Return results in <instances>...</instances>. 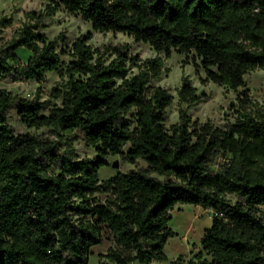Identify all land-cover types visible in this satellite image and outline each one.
Returning <instances> with one entry per match:
<instances>
[{
    "label": "trees",
    "instance_id": "obj_1",
    "mask_svg": "<svg viewBox=\"0 0 264 264\" xmlns=\"http://www.w3.org/2000/svg\"><path fill=\"white\" fill-rule=\"evenodd\" d=\"M46 1L0 45V81L41 83L48 72L60 78L45 100L39 89L29 99L0 88V264H88L104 231L116 246L107 261H164L177 204L214 212L200 240L210 260L198 252L193 264H264V114L244 89L233 121L192 120L188 108L205 98L182 74L176 94L186 107L167 124L173 97L151 84L176 52L203 70L202 84L243 87L247 72L264 70V0ZM60 9L156 55L142 60L127 45L93 48L90 33L50 40L41 22ZM10 23L0 18V34ZM10 109L25 127H49L54 138L15 134ZM73 132L94 147L93 157L77 155L66 137ZM115 155L146 167L100 180L98 169ZM219 157L225 160L214 168Z\"/></svg>",
    "mask_w": 264,
    "mask_h": 264
},
{
    "label": "rangeland",
    "instance_id": "obj_2",
    "mask_svg": "<svg viewBox=\"0 0 264 264\" xmlns=\"http://www.w3.org/2000/svg\"><path fill=\"white\" fill-rule=\"evenodd\" d=\"M46 0H0V18L8 17L11 23L2 28L0 34V45L8 42L14 35V32L26 20L25 12L34 11L36 13L44 12ZM40 30L46 34L48 39H55L62 34L68 42H72L77 37L87 33L91 34L88 40L93 48L102 50L104 46H124L129 47L131 55H138L142 60L152 58L156 55L154 50L146 43H136L132 37L124 33L98 32L92 29L89 22L84 21L80 16L70 14L63 9L56 11L53 15H46L41 22ZM18 55L25 60L28 52L20 49ZM164 58L163 54L160 55ZM65 62L68 57L61 56ZM184 55L172 52L170 57L164 58V67L169 71L163 72L159 79L153 80L152 85H160L170 92L172 95V103L166 109L167 124L173 123L178 119V109L180 106L186 107L185 104L180 105L176 94V89L181 83V76L185 74L192 81L196 88V93L203 94L205 100L195 106L188 108L187 112L192 120L200 122L209 121L215 126H222L229 121H233L237 115L236 96L242 90L247 89L255 108L264 114V70L254 69L244 75V86L236 91L228 89L225 86L216 85L212 82L202 84L200 78L204 77L202 69L196 70L190 63H183ZM132 73H136L137 69L132 68ZM60 78L56 72L46 73L45 79L41 83L31 80H11L10 78L0 81V88H4L11 93L32 99L37 89L40 90L41 100L49 97L51 88L56 86ZM8 123L12 126L15 134L35 133L42 137L54 138V133L49 127H41L39 129L25 127L15 109H10L7 113ZM72 143L75 152L80 158L93 157L95 155L94 147L88 146L84 139L77 132L66 136ZM128 145L124 146V150ZM225 160L219 157L214 165L221 164ZM108 165L98 169L100 180H104L117 172H126L129 169L145 168L146 164L138 159L135 163L124 162L118 156H109ZM99 199L103 195L96 194ZM230 200L235 201L234 196H227ZM171 218L168 222L169 227L174 235L168 238L164 253L166 260L152 261L150 264H193L196 261V254L201 252L203 257L210 260V257L202 251L200 240L203 236L204 229L211 224L214 212L209 208H202L192 204H177L171 211ZM264 218V216H263ZM109 248H116L111 235L104 231L101 241L92 248V254L89 257L88 264H114L106 260L104 254ZM138 264V263H133Z\"/></svg>",
    "mask_w": 264,
    "mask_h": 264
}]
</instances>
